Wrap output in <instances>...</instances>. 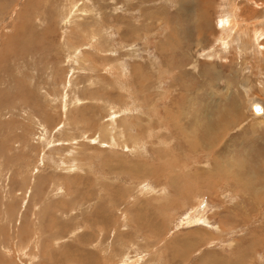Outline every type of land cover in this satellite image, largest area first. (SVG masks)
Here are the masks:
<instances>
[{
	"label": "rangeland",
	"instance_id": "374dc122",
	"mask_svg": "<svg viewBox=\"0 0 264 264\" xmlns=\"http://www.w3.org/2000/svg\"><path fill=\"white\" fill-rule=\"evenodd\" d=\"M0 264H264V0H0Z\"/></svg>",
	"mask_w": 264,
	"mask_h": 264
},
{
	"label": "bare ground",
	"instance_id": "6f19581e",
	"mask_svg": "<svg viewBox=\"0 0 264 264\" xmlns=\"http://www.w3.org/2000/svg\"><path fill=\"white\" fill-rule=\"evenodd\" d=\"M262 31H263L262 29H261V30L258 29V31H255V32H257V34H260V35H261ZM257 34H256V35H257ZM140 149H141V148H140ZM143 189H144V188H142V190H143ZM149 191H150V190H149ZM143 192H144V191H143ZM147 192H148V191H147ZM154 193H155V192H154ZM143 194H144V193H143ZM132 244H133V243H132ZM125 247H126V246H125ZM129 247H130V246H129ZM168 250H169V249H168ZM171 252H172V251H171ZM126 253H127V252H126ZM174 254H175V252H174ZM125 260H126V259H125Z\"/></svg>",
	"mask_w": 264,
	"mask_h": 264
}]
</instances>
